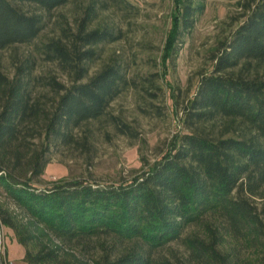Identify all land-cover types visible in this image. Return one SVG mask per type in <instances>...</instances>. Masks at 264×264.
<instances>
[{
    "label": "trees",
    "instance_id": "obj_1",
    "mask_svg": "<svg viewBox=\"0 0 264 264\" xmlns=\"http://www.w3.org/2000/svg\"><path fill=\"white\" fill-rule=\"evenodd\" d=\"M70 1L0 0V51L33 43L46 15ZM242 1L246 20L184 108L189 133L142 175L118 184L43 185L40 178L53 149L86 147L76 130L102 118L133 85L119 61L88 77L100 44L122 37L95 24L100 10L137 7L89 0L76 29L63 27L37 47L67 74L68 86L37 74L33 54L16 61L12 77L0 70V189L8 200L0 201V223L25 247L27 264H264V0ZM203 11L201 2L179 1L169 42L190 33ZM44 87L55 92L52 108ZM192 225L201 232L184 236ZM102 236L114 247L131 245L86 258ZM173 241L183 242L185 257L154 255Z\"/></svg>",
    "mask_w": 264,
    "mask_h": 264
},
{
    "label": "rangeland",
    "instance_id": "obj_2",
    "mask_svg": "<svg viewBox=\"0 0 264 264\" xmlns=\"http://www.w3.org/2000/svg\"><path fill=\"white\" fill-rule=\"evenodd\" d=\"M88 1L71 0L48 13L46 25L33 43L16 44L0 51V70L12 77L16 61L33 54L37 57V74L53 75L70 85L58 63L45 60L37 47L59 37L63 27L76 29ZM129 1L139 11L132 7L100 10L95 24L110 25L122 37L100 44L99 56L91 62L88 78L106 64L119 61L134 83L110 104L102 118L86 122L76 130L80 138L89 141L86 147L53 149L52 161L40 178L43 185L63 180L118 184L142 175L161 160L182 134L189 133L184 124V108L196 93L202 76L213 70L222 44L249 13L242 0H194L204 4L194 29L169 42L178 2L184 0ZM24 7L34 9L30 5ZM259 70L264 74V66ZM39 92L45 94L42 100L52 108L55 92L46 87L39 88ZM0 201H8L1 189ZM1 230L4 264H27L25 247L13 230L4 225ZM197 232H201V227L192 225L184 236ZM113 242L109 236L95 239V247L86 258L97 257L105 250L115 253L131 245L123 241L114 247ZM154 255L176 260L185 257L187 249L182 241H173L157 249Z\"/></svg>",
    "mask_w": 264,
    "mask_h": 264
},
{
    "label": "water",
    "instance_id": "obj_3",
    "mask_svg": "<svg viewBox=\"0 0 264 264\" xmlns=\"http://www.w3.org/2000/svg\"><path fill=\"white\" fill-rule=\"evenodd\" d=\"M1 226H2V224L0 223V252H1Z\"/></svg>",
    "mask_w": 264,
    "mask_h": 264
}]
</instances>
